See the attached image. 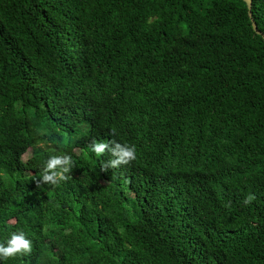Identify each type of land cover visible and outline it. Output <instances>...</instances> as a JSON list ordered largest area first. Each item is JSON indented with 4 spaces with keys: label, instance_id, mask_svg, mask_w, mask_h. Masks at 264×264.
Segmentation results:
<instances>
[{
    "label": "trees",
    "instance_id": "obj_1",
    "mask_svg": "<svg viewBox=\"0 0 264 264\" xmlns=\"http://www.w3.org/2000/svg\"><path fill=\"white\" fill-rule=\"evenodd\" d=\"M93 140L137 159L101 171ZM65 154L70 178L37 185ZM19 231L32 252L0 264H264V40L242 0H0V243Z\"/></svg>",
    "mask_w": 264,
    "mask_h": 264
},
{
    "label": "clouds",
    "instance_id": "obj_2",
    "mask_svg": "<svg viewBox=\"0 0 264 264\" xmlns=\"http://www.w3.org/2000/svg\"><path fill=\"white\" fill-rule=\"evenodd\" d=\"M91 151L97 156L110 153L111 159L101 165V171H107L109 168L116 169L128 165L137 159L136 148L134 145L121 144L116 140L107 142L95 140L90 145ZM74 161L70 155H53L46 161L45 167L39 184H50L58 186L60 182L69 179V173L72 172ZM256 199L254 194H249L243 201L245 205L251 204ZM32 252V241L26 237L23 231L14 232L6 245L0 243V259H8L18 254H30Z\"/></svg>",
    "mask_w": 264,
    "mask_h": 264
},
{
    "label": "water",
    "instance_id": "obj_3",
    "mask_svg": "<svg viewBox=\"0 0 264 264\" xmlns=\"http://www.w3.org/2000/svg\"><path fill=\"white\" fill-rule=\"evenodd\" d=\"M245 4H246V7H247V14H248V17L250 19V22H251V26H252V29L254 31V33L258 36H261V38L264 40V34H262L258 28H257V25L255 23V21L253 20V17H252V12H251V8H252V1L251 0H242Z\"/></svg>",
    "mask_w": 264,
    "mask_h": 264
},
{
    "label": "rangeland",
    "instance_id": "obj_4",
    "mask_svg": "<svg viewBox=\"0 0 264 264\" xmlns=\"http://www.w3.org/2000/svg\"><path fill=\"white\" fill-rule=\"evenodd\" d=\"M27 154H30V153H27ZM23 158L26 159L27 158V155H25Z\"/></svg>",
    "mask_w": 264,
    "mask_h": 264
}]
</instances>
